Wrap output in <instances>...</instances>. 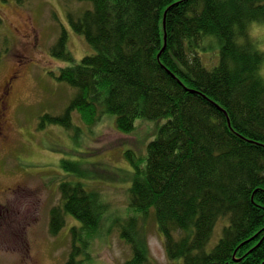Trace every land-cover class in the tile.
<instances>
[{
  "label": "trees",
  "instance_id": "obj_1",
  "mask_svg": "<svg viewBox=\"0 0 264 264\" xmlns=\"http://www.w3.org/2000/svg\"><path fill=\"white\" fill-rule=\"evenodd\" d=\"M78 1L92 8L69 15V27L94 53L61 69L58 80L75 96L63 115L41 117L39 129L45 122L73 128L74 111L88 126L116 115L122 133L139 118L165 120L145 154L126 152L133 167L121 227L133 253L126 264H151L137 218L152 209L170 260L264 264V51L251 36L264 24V0ZM60 36L52 57L74 62L67 32ZM214 46L219 63L207 69L202 55ZM83 171L78 164L72 179L62 177L63 203L50 212L52 236L68 215L79 222L65 264L89 263L109 210L101 193L79 182ZM221 218L229 224L206 251Z\"/></svg>",
  "mask_w": 264,
  "mask_h": 264
},
{
  "label": "rangeland",
  "instance_id": "obj_2",
  "mask_svg": "<svg viewBox=\"0 0 264 264\" xmlns=\"http://www.w3.org/2000/svg\"><path fill=\"white\" fill-rule=\"evenodd\" d=\"M91 8V2L78 0H0V96L4 83L19 71L0 137V264L66 263L70 229L79 222L68 215L66 226L52 236L49 220L51 210L63 203L62 177L72 179L78 164L84 169L79 182L109 204L88 264H126L132 258L131 246L121 237L133 176L126 152L145 154L165 120L139 118L134 131L122 133L116 115L104 113L99 123L88 126L74 111L73 128L45 122L39 129L41 117L63 115L75 96L74 88L58 80L61 69L94 53L86 38L69 27V15L77 19ZM64 30L74 62L52 57L51 48ZM27 36L30 45L23 46ZM251 36L264 51V24L252 26ZM202 60L207 69L215 67L219 46L204 52ZM137 219L138 231L148 241L149 263L184 264L168 258L154 209ZM228 224V218L218 221L206 251L218 244Z\"/></svg>",
  "mask_w": 264,
  "mask_h": 264
},
{
  "label": "flooded vegetation",
  "instance_id": "obj_3",
  "mask_svg": "<svg viewBox=\"0 0 264 264\" xmlns=\"http://www.w3.org/2000/svg\"><path fill=\"white\" fill-rule=\"evenodd\" d=\"M30 36L25 37L26 41L24 42L23 46L30 45L29 42ZM34 48H38V42H35L33 44ZM21 61H19L18 66L21 64ZM19 78V71L17 70L9 79L7 82L4 83L2 94L0 96V137H4L5 134V128L7 125V110L9 108V102L8 98L10 94L12 93L13 86L15 81Z\"/></svg>",
  "mask_w": 264,
  "mask_h": 264
},
{
  "label": "water",
  "instance_id": "obj_4",
  "mask_svg": "<svg viewBox=\"0 0 264 264\" xmlns=\"http://www.w3.org/2000/svg\"><path fill=\"white\" fill-rule=\"evenodd\" d=\"M165 20H166V15L164 16V28H165V25H166ZM166 44H167V37L165 35V46H164V49L166 48Z\"/></svg>",
  "mask_w": 264,
  "mask_h": 264
}]
</instances>
